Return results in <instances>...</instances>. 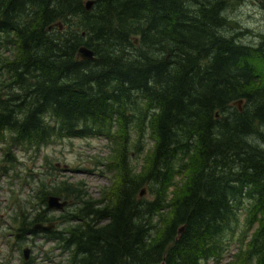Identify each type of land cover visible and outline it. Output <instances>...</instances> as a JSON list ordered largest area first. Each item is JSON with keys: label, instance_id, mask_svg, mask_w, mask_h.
Masks as SVG:
<instances>
[{"label": "trees", "instance_id": "obj_1", "mask_svg": "<svg viewBox=\"0 0 264 264\" xmlns=\"http://www.w3.org/2000/svg\"><path fill=\"white\" fill-rule=\"evenodd\" d=\"M86 1L0 0L4 161L101 136L115 157L111 190L96 198L60 182L43 204L57 195L74 210L47 206L24 239L60 221L47 233L66 254L57 264H209L232 245L230 264H264V38L238 43L227 13L245 0Z\"/></svg>", "mask_w": 264, "mask_h": 264}, {"label": "rangeland", "instance_id": "obj_2", "mask_svg": "<svg viewBox=\"0 0 264 264\" xmlns=\"http://www.w3.org/2000/svg\"><path fill=\"white\" fill-rule=\"evenodd\" d=\"M249 4L260 12L259 19L254 13L246 15L241 13V6ZM227 13L237 24L238 28L235 32L239 34L241 40L258 35L262 41L264 33L255 32L250 27L242 28L241 25L244 21H252L257 29L261 27L260 22L264 21V0H245L239 4H233ZM56 24L53 25L56 26ZM248 42L253 43L252 40ZM244 104L243 101L242 110ZM144 141L145 147L152 146L153 140L147 131ZM7 150L6 145H0V264H23L24 261L31 259H33L32 264H57L65 258L66 254L63 253L61 256V248L58 247L52 235L49 237L45 232H38L33 236L28 232L24 239L23 228L30 227L29 221L38 212L45 210L47 205L43 204L42 200L46 192L53 190L60 182L73 183L96 198L105 188L106 190L113 188L114 173L105 168L108 164L107 160L115 159L110 140L105 136L64 138L41 148L38 152H35V149L30 151L13 149L15 161L8 163L4 161ZM144 158L145 154L140 155L136 150L132 154V163L137 168H141ZM179 179L180 176L177 175L175 180L179 181ZM174 188L171 187V189ZM142 189L145 190L144 196L147 197L149 186L146 185ZM71 202L68 200V205L62 210L63 212L53 209L51 215L59 216L74 210V205H69ZM54 223L53 230L63 229L64 225L60 221H54ZM26 247L30 248L27 260L24 256ZM237 251L236 246L232 245L224 252L220 262L212 259L209 264H230Z\"/></svg>", "mask_w": 264, "mask_h": 264}, {"label": "water", "instance_id": "obj_3", "mask_svg": "<svg viewBox=\"0 0 264 264\" xmlns=\"http://www.w3.org/2000/svg\"><path fill=\"white\" fill-rule=\"evenodd\" d=\"M94 4V1L93 0H87L86 1V8L89 10L91 9L92 5ZM60 27H62L61 24H59ZM54 25H50L49 28H52ZM138 42V40L136 39V43ZM78 56L81 58V59H88V60H92L94 57H95V52L94 50H92L91 48H89L88 46L86 45H81L78 49ZM242 102L243 100L240 99V100H237L234 102V105H237V107L239 108L240 111H242ZM145 194V190L142 189L141 190V196H144ZM67 204V201H61V198L60 197H57V196H50L49 197V206L50 207H57L59 209H64L65 205ZM54 226L53 223H50V225H44V224H36V228H41V229H51L52 227ZM184 229V227H182L180 229V231H182ZM28 249L25 250V254H26V258H28ZM157 264H166V261L163 260L161 261L160 263H157Z\"/></svg>", "mask_w": 264, "mask_h": 264}, {"label": "clouds", "instance_id": "obj_4", "mask_svg": "<svg viewBox=\"0 0 264 264\" xmlns=\"http://www.w3.org/2000/svg\"><path fill=\"white\" fill-rule=\"evenodd\" d=\"M241 13L243 14H248V13H254L255 14V17L257 19H259L260 17V12L257 11L256 9H253L252 5H247V6H241V9H240ZM221 15H224V13H221ZM242 19V17H240ZM229 19H233V17H229ZM261 27L259 29L256 28V24L253 23L252 21H244V23L241 25V27H250V28H253L255 32H261V33H264V21H261ZM221 35H223L225 38H227V36L229 35L228 33H220ZM249 40H252L253 43L251 44H248V41ZM238 43H243L245 45H248L250 47H257L259 46V44L261 43V40H260V37L257 35V36H250L242 41H237ZM261 147H264V145H261Z\"/></svg>", "mask_w": 264, "mask_h": 264}, {"label": "flooded vegetation", "instance_id": "obj_5", "mask_svg": "<svg viewBox=\"0 0 264 264\" xmlns=\"http://www.w3.org/2000/svg\"><path fill=\"white\" fill-rule=\"evenodd\" d=\"M50 211V214H51V212H53V208H51V207H49L48 206V212ZM52 221H48V222H45V221H43V222H39V223H43V224H45V225H50V223H51ZM53 223V222H52ZM36 231H35V233H31V235H33V236H35L36 235V233H38V232H45V233H50V231H52L53 230V227L51 228V229H48L47 231H43L42 229H36V228H34ZM28 233V232H27ZM47 236H49V234L47 235ZM51 236V235H50ZM49 236V237H50ZM29 250H30V248H29Z\"/></svg>", "mask_w": 264, "mask_h": 264}]
</instances>
